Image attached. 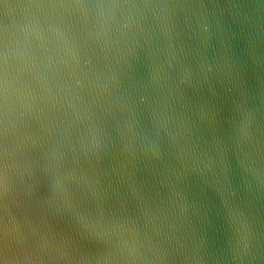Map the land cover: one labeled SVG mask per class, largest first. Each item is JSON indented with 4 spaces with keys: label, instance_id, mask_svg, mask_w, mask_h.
Listing matches in <instances>:
<instances>
[{
    "label": "water",
    "instance_id": "1",
    "mask_svg": "<svg viewBox=\"0 0 264 264\" xmlns=\"http://www.w3.org/2000/svg\"><path fill=\"white\" fill-rule=\"evenodd\" d=\"M0 264H264V0H0Z\"/></svg>",
    "mask_w": 264,
    "mask_h": 264
}]
</instances>
